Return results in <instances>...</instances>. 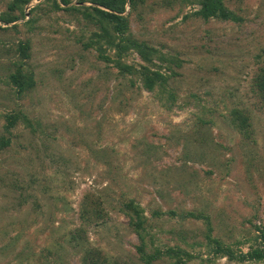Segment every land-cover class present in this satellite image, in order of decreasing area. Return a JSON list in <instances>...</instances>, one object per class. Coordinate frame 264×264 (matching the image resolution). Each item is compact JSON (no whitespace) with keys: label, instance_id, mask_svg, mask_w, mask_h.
Wrapping results in <instances>:
<instances>
[{"label":"rangeland","instance_id":"rangeland-1","mask_svg":"<svg viewBox=\"0 0 264 264\" xmlns=\"http://www.w3.org/2000/svg\"><path fill=\"white\" fill-rule=\"evenodd\" d=\"M44 1L28 5L25 20L0 21V137L9 111L37 127L4 135L11 144L0 150V264H83L92 248L108 257L104 264H138V237L117 206L129 198L145 208L156 244H177L181 232L203 243L209 219L213 237L247 252L255 227L264 228V100L254 86L264 67V0L227 2L237 18L227 21L199 18V4L182 0L127 7L132 40L179 61L171 65L177 102L169 109L96 46L86 48L100 32L95 23ZM8 2L0 0V17ZM79 3L72 0L91 5ZM36 14L33 29L25 26ZM27 41L36 83L17 97L8 77ZM140 61L134 51L129 62ZM234 109L250 116L249 136L233 124ZM88 197L105 200L106 213L84 224ZM171 210L203 219L153 216ZM81 229L77 245L71 239ZM203 258L194 264H235Z\"/></svg>","mask_w":264,"mask_h":264},{"label":"trees","instance_id":"trees-1","mask_svg":"<svg viewBox=\"0 0 264 264\" xmlns=\"http://www.w3.org/2000/svg\"><path fill=\"white\" fill-rule=\"evenodd\" d=\"M38 0H9L7 9L2 12L0 21L5 25H11L25 20V9L32 2ZM146 0H80L79 4L85 2L90 3V6H75L72 5V0H45L44 3L52 2L51 11L66 10L84 16L90 19L99 27V33H93V42L85 45L86 48L96 46L100 50L101 56L107 60V63H113L116 69L123 76L138 77L143 87L151 93H157L159 100H167L174 106L177 102V95L171 91L168 81L171 76H175L173 72L174 63L179 65L177 59L167 57V55L159 52L145 42H137L132 40L129 29V20L126 15L127 7L132 11H136L138 7L145 4ZM184 3L199 4V10L195 11L194 15L203 18L204 20L221 19V20H237L234 14L227 7L229 1L241 0H182ZM62 5L65 7L63 9ZM41 9L40 6L31 10L30 14L34 15ZM37 15V14H36ZM39 21V17H32L25 26L33 29L35 23ZM1 28V27H0ZM8 29V28H6ZM15 29V28H14ZM30 42H20L16 48L19 59L16 60L14 70L11 71L8 77V84L12 87L17 97H23L29 93L35 86L34 72L27 66V60L31 54ZM138 53L140 62H129L133 52ZM156 59L160 62L168 63V67H163L162 64H157ZM171 72V74H169ZM256 92L262 100H264V67L254 79ZM166 98V99H165ZM165 106V107H166ZM170 106V107H171ZM167 106L166 108H170ZM233 124L236 126L239 133L244 136H249L252 128L251 119L247 111L234 109ZM4 119V135H11L17 127L24 126L36 133L37 127L33 126L32 120L21 110L9 111L3 115ZM40 127V122H36ZM0 137V150L8 148L11 144V139L6 136ZM88 201L83 203L80 219L84 224L89 222H97L105 218L106 207L105 200L95 198L94 200L88 197ZM119 212L123 213L129 219V225L132 231L137 235L139 244L136 246L138 255V264H155L161 262L163 264H194L197 259H204L207 254L214 259L226 258L230 263L235 264H264V228L256 226L257 236L253 238V244L247 252H244L240 247L236 249L233 245L225 244L220 239L213 237V229L209 219H204L207 224V231L204 233L205 242L190 241L188 236H183L178 233L180 239L177 244H164L152 239V226L150 218L146 214L145 208L135 199H121L117 201ZM153 216L162 218L168 216L169 219L182 223L188 219H203L201 215L188 211L183 214L177 213L175 210L168 212L155 211ZM84 229L77 231L78 234L72 237L71 241L77 245L81 244V240L85 238ZM175 233V229L171 231ZM251 241V240H250ZM248 242L242 243L245 245ZM241 245V246H242ZM198 247L204 248L205 251L198 250ZM108 262V257L100 249H87L84 254L83 264H104ZM116 264L118 262L116 261Z\"/></svg>","mask_w":264,"mask_h":264}]
</instances>
